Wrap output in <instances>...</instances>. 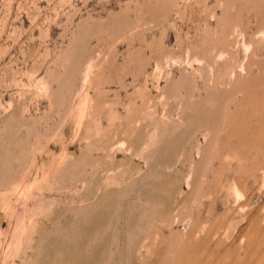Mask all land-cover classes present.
<instances>
[{
    "label": "rangeland",
    "instance_id": "obj_1",
    "mask_svg": "<svg viewBox=\"0 0 264 264\" xmlns=\"http://www.w3.org/2000/svg\"><path fill=\"white\" fill-rule=\"evenodd\" d=\"M0 264H264V0H0Z\"/></svg>",
    "mask_w": 264,
    "mask_h": 264
}]
</instances>
